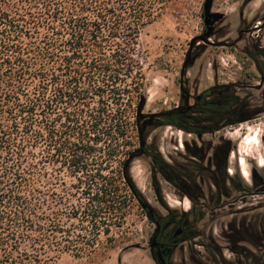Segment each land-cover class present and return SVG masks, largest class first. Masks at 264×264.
Returning a JSON list of instances; mask_svg holds the SVG:
<instances>
[{
  "label": "trees",
  "instance_id": "obj_1",
  "mask_svg": "<svg viewBox=\"0 0 264 264\" xmlns=\"http://www.w3.org/2000/svg\"><path fill=\"white\" fill-rule=\"evenodd\" d=\"M172 2L0 0V264L90 258L134 203L158 221L131 157H150L155 180L175 172L157 148L134 150L146 80L136 52ZM155 118L192 132L186 106Z\"/></svg>",
  "mask_w": 264,
  "mask_h": 264
},
{
  "label": "rangeland",
  "instance_id": "obj_2",
  "mask_svg": "<svg viewBox=\"0 0 264 264\" xmlns=\"http://www.w3.org/2000/svg\"><path fill=\"white\" fill-rule=\"evenodd\" d=\"M204 3L205 0H173L142 31L136 52L146 79V106L141 124L149 122L153 115L185 106V92L193 95L211 89L216 70L224 83L237 80L240 64L254 63L247 53L252 54L258 48L264 49V0H214L212 13L223 15V19L216 24L217 35H213L207 43L198 41L191 48V43L205 32ZM189 52L194 62L182 78ZM258 83L259 80L253 82L254 85ZM246 92L254 96L253 106L264 109L263 91ZM253 118L245 119L235 127H226L215 134L203 136L201 140L159 123L147 126L144 137L146 145L157 148L178 174L192 168L193 159L188 147L200 149L210 143L217 146L230 142L235 146L233 165L239 174L242 170L240 176L248 184L246 178H250L252 169L264 172V111ZM139 148L138 143L134 150ZM130 173L158 217H166L169 210L190 214L192 201L186 193L177 191L160 175L157 180L154 179L150 157L142 154L135 158ZM158 185L160 193L157 191ZM210 185L207 181L203 184L207 204H211ZM255 201L264 203V198L257 197ZM190 219L197 237L186 242L184 238L180 239L172 257L173 264H223L219 254L214 252V246L222 247V211L209 210L202 216L196 213L194 217L191 214ZM155 230V224L146 211L134 203L123 227L113 229L111 243L102 237V242L90 258L64 254L58 264H157L151 249ZM242 245L263 257V249L245 243ZM226 255L233 258L230 252ZM214 256L218 257L214 259ZM250 260L227 259L233 264H239V261L250 264Z\"/></svg>",
  "mask_w": 264,
  "mask_h": 264
},
{
  "label": "flooded vegetation",
  "instance_id": "obj_3",
  "mask_svg": "<svg viewBox=\"0 0 264 264\" xmlns=\"http://www.w3.org/2000/svg\"><path fill=\"white\" fill-rule=\"evenodd\" d=\"M218 23L219 21L209 26L214 35H217ZM247 54L254 63L240 64L237 80L224 83L216 70L211 89L193 95L185 92V106L191 115L192 132L189 135L201 140L203 136L215 134L226 127H235L243 120L254 119L253 117L263 113L264 109L253 106L254 96L246 91H263L264 101V49L258 48L254 53ZM258 80V85H254L253 82ZM209 115L211 117L208 118ZM155 119L154 117L149 121L153 124ZM234 149L235 146L230 142L217 146L210 143L200 149L188 147L193 159L192 168L178 174L172 167L175 177L168 182L180 193H186L192 206L190 214L173 216V219L176 218V221L173 220L175 224L165 223L166 218L157 215L158 221L154 223L156 230L151 241L152 254L157 264H173L172 257L180 239L184 238L186 242L197 237L190 221L191 214L192 217L196 213L202 216L209 210L222 211V247L214 246V252L219 254L223 264H233L227 259H251L250 264H258L260 259H264V255L259 257L242 245L250 244L264 250V203L255 201L257 197L264 198V172L252 169L250 178H246L248 184L244 183L240 176L242 170L240 169L239 174L233 165ZM206 181L212 185L208 189L211 204L205 202L207 193L203 184ZM227 252L233 258L227 257ZM216 257L218 256H214V259ZM239 264L243 263L239 261Z\"/></svg>",
  "mask_w": 264,
  "mask_h": 264
},
{
  "label": "water",
  "instance_id": "obj_4",
  "mask_svg": "<svg viewBox=\"0 0 264 264\" xmlns=\"http://www.w3.org/2000/svg\"><path fill=\"white\" fill-rule=\"evenodd\" d=\"M213 1L214 0H205V3L203 5V19H204V25L206 26V31L204 32V34L198 38H196L192 43H191V48L193 47V45L198 42V41H203L205 43L208 42V40L214 35V33L212 32V29L209 28L210 24H213L214 22H218L222 19L223 15L220 13H212V6H213ZM194 62V59L191 57L190 52L187 56V59L185 61V64L183 66V70L181 73V77L183 78L186 69L188 67H190ZM146 106V99H143V103L141 105V107L138 110V116L140 117H144L143 115V110ZM157 115H153L151 116V118L156 117ZM147 126H152V123L149 122H145L144 123V129L140 132V149L144 148L146 146V140H145V130ZM142 153L140 154H136L134 155V157H131L132 160H134L135 158L141 156Z\"/></svg>",
  "mask_w": 264,
  "mask_h": 264
},
{
  "label": "bare ground",
  "instance_id": "obj_5",
  "mask_svg": "<svg viewBox=\"0 0 264 264\" xmlns=\"http://www.w3.org/2000/svg\"><path fill=\"white\" fill-rule=\"evenodd\" d=\"M262 164H263V163H262ZM242 165H244V164H242ZM243 173L246 175V172H245V171H244ZM184 205H185V204H184Z\"/></svg>",
  "mask_w": 264,
  "mask_h": 264
}]
</instances>
